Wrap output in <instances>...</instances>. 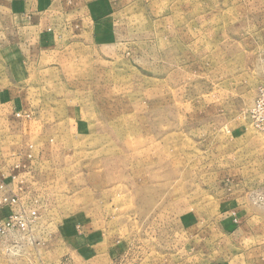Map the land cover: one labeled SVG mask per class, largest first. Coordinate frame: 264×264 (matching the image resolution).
I'll return each mask as SVG.
<instances>
[{
  "label": "rangeland",
  "instance_id": "374dc122",
  "mask_svg": "<svg viewBox=\"0 0 264 264\" xmlns=\"http://www.w3.org/2000/svg\"><path fill=\"white\" fill-rule=\"evenodd\" d=\"M81 10L49 49L0 20V264H264V0Z\"/></svg>",
  "mask_w": 264,
  "mask_h": 264
},
{
  "label": "crops",
  "instance_id": "0c3cea01",
  "mask_svg": "<svg viewBox=\"0 0 264 264\" xmlns=\"http://www.w3.org/2000/svg\"><path fill=\"white\" fill-rule=\"evenodd\" d=\"M84 1L87 0H0V20H11V26L15 27L12 32L17 37L35 34L38 47L49 49L71 32V23L83 14ZM8 210L13 208L0 206V218L6 216ZM41 259L42 256L36 258L40 264Z\"/></svg>",
  "mask_w": 264,
  "mask_h": 264
},
{
  "label": "built area",
  "instance_id": "2783aa9c",
  "mask_svg": "<svg viewBox=\"0 0 264 264\" xmlns=\"http://www.w3.org/2000/svg\"><path fill=\"white\" fill-rule=\"evenodd\" d=\"M250 121L256 130L264 133V82L259 86L257 96L249 111ZM16 203V200L4 198L2 202ZM35 216V214H33ZM28 227L26 219L23 215L11 216L4 224L0 223V234L4 235L7 231L12 229H25Z\"/></svg>",
  "mask_w": 264,
  "mask_h": 264
}]
</instances>
